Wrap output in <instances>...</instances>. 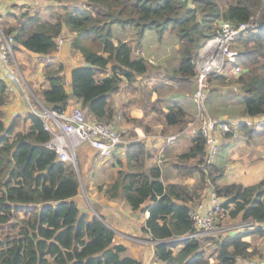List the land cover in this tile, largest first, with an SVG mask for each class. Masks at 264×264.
Here are the masks:
<instances>
[{
  "label": "trees",
  "instance_id": "obj_1",
  "mask_svg": "<svg viewBox=\"0 0 264 264\" xmlns=\"http://www.w3.org/2000/svg\"><path fill=\"white\" fill-rule=\"evenodd\" d=\"M64 9L55 23L38 12H25L19 23L6 28L15 35V45L44 56L49 85L40 96L48 108L65 109L72 97L87 116L110 122L115 112L110 98L121 90L124 79V91H136L134 82L149 71V61L134 52L130 41L115 36L114 24L132 27L139 39L149 29L156 30L159 38L166 32L173 34L178 58L171 78L193 82L196 90V60L207 41L218 34L220 21L239 23L258 14L256 28L241 37L237 46L244 70L228 81L238 87L237 100L245 115H264L263 0H85L67 4ZM67 32L74 34L73 50L81 51L87 62L72 68L70 92L62 74L64 64L54 60L58 38H65ZM110 62V74L100 76ZM213 79L219 84L228 77L212 74L208 81ZM215 92L213 88L207 95V104L210 101L212 107ZM7 101L6 85L0 78V264H144L129 247L114 241L116 232L99 214L95 202L98 215L79 208L75 197L80 192L81 172L47 147L51 134L41 115L30 111L26 119L31 125L26 131H18L15 120L5 121L3 106ZM150 101L154 103L149 108L143 98L137 105L144 115L154 117L130 120L146 134L155 132L157 125H161L162 134H178L165 148L167 165L162 166L164 161L151 162L153 155L144 139H131L124 147L126 169L100 185L99 191L110 200H123L132 210H149L142 231L157 241L158 264H209L210 253L203 248L202 239L215 241L219 264H235L260 254L261 249L246 237L253 232L264 234V158L247 167L253 176L258 173L254 181L227 180L223 162L208 163L205 137L183 134L195 118V104L191 111L180 101L172 103L169 108L174 119H167L164 99ZM238 127L243 130L247 124L241 121ZM246 131L255 137L264 129L251 127ZM169 170L178 181H166ZM196 175L198 179L191 184L183 181ZM208 187L223 198L230 217L253 222L223 238L178 239L196 229L189 211L204 198Z\"/></svg>",
  "mask_w": 264,
  "mask_h": 264
},
{
  "label": "rangeland",
  "instance_id": "obj_2",
  "mask_svg": "<svg viewBox=\"0 0 264 264\" xmlns=\"http://www.w3.org/2000/svg\"><path fill=\"white\" fill-rule=\"evenodd\" d=\"M11 1H14V0H11ZM15 1L16 3L12 5V10L0 11V19H1V22L4 28L13 26L14 23H19L20 20L18 18L25 12H29V13L38 12L39 15L43 19L49 20L52 23H55L57 21L58 15L64 12L65 5L67 4L76 5V4H79V2L85 1V0H30V3H23V4H22V0H15ZM147 33L148 34L146 36L143 35V37L139 39L136 31L132 27L122 28L119 24H114L115 36L130 41L132 46L136 48L134 52L139 56L147 58V60L149 61V64H148L149 72L140 76L141 80L134 82V84L137 87L136 91H138L139 89L141 90L140 93H142V98L145 102L144 104L148 108L151 107L152 104L154 103L150 101V98L155 99L157 97H162L164 101L167 103L166 114H165L167 119H174V116L171 113V109L169 107L173 105L172 103L179 102L177 101V98H176L178 95V92L179 93L185 92L187 94V98H184V99L189 104L191 111H193L194 104H193L192 98L196 91L193 82H190V83L180 82L178 80L171 78L172 77L171 69L176 61L174 57H176L175 51H177V41H176L175 36L173 34L166 32L163 35V37L159 38L157 35V31L156 30L151 31L150 29ZM64 37L66 38V36ZM73 37L74 35L70 36V38H73ZM69 44L71 46V49H73V45L71 43ZM69 44L67 43L66 46H69ZM238 44L239 42L233 45L234 48L237 50H238L237 46H239ZM15 51H16V48H15ZM42 58H44V56ZM44 61H45V58H44ZM57 65L58 64H56L55 66ZM20 66H21V63H20ZM110 66H111V62L105 68L106 71L100 72L99 75L103 76V75L110 74ZM23 73L30 87L34 90L38 99L41 100V96H40L41 92L38 89H35L31 85L33 83L30 82V78L28 77V74L24 71ZM225 74L228 77L225 83L217 84L215 83L216 81L214 79H213L214 81L212 82L208 81V94L210 93L211 95L213 88H215V91H216L215 96H214V101H213V107L210 101H208V111L211 115L215 117H218L220 119L229 120L230 125L232 126V129H234L236 135H233L234 134L233 132L232 134L233 136H231V139H228L226 135H222V138H221L222 151L217 159V162L221 161L226 166L227 178H228L227 180L237 178L245 183L251 182V181H254L256 179V176H259V175L258 173L255 172L256 176H253L252 172H249L247 167L256 163V160L260 158L258 157L260 156L259 152L264 149V132L260 133L259 136H257L255 133L254 134L255 137H252L246 131L248 128H251V126L247 125V127L243 128V130L240 129V127H238V123L240 122L241 119H250V118L247 115H245L243 108L241 107V104L237 100L239 97L238 95L240 93L238 87L236 85L231 84V80H232L231 77L232 75H235V73H233L230 70V68H228L227 73ZM147 78L149 80L147 83H145L143 80ZM230 78L231 80L229 82L228 80ZM126 83H127V80L124 79L123 86L119 92L124 91V86L126 85ZM176 83L179 84L178 85L179 88H175ZM139 85H140V88H139ZM32 102L36 104L39 109H41V106L36 100L33 99ZM110 105H112L115 111L112 116L113 120L110 122L114 124L117 127V129L123 134L126 141L127 139L129 141L131 139L136 140V138L139 137L137 128L135 127L134 121L129 120L131 118H129L126 114L122 113L121 107L123 103L122 102L117 103V99L113 98L111 99ZM4 113H5L4 118L7 119L8 118L7 113L5 111ZM27 114H28L27 112L26 114H19L20 119L23 118V115L25 117ZM144 117L145 119H151L152 117H154V114L150 113L148 115H144ZM127 122L130 124V126L127 125L128 124ZM157 128H159L160 130L161 126ZM19 130L20 131L27 130V127L25 126V124H23V122L19 125ZM143 133L145 132L143 131ZM147 135L148 134L144 136V139L147 141L146 143L147 148L151 151L152 155H154L156 150L160 148L161 141L159 145H156L155 142H152V141L150 142V139L147 137ZM77 152H78V168H79V172H81V176H80L81 185H80V192L78 194V199L82 202V208L87 209V211L89 210L92 214H97L95 213L96 208H95V205L93 204L95 200L91 198L88 193L89 188L87 185L88 180H87L86 174L89 175L91 180L95 177V173L97 172L101 173L104 170L112 171V174H113L115 173L114 170L117 167L115 166V162L117 161V159H120V158L122 159L120 163L124 171L126 169L125 154L122 150L117 155L115 154L114 157L105 160V162L103 163H99L100 166L97 167L96 162L98 158H95L92 156L91 153L93 152V149L89 145L84 144L82 147L78 148ZM152 161H154V156L151 159V162ZM236 162L243 163V166L235 165V167H233V165L236 164ZM166 165H167V162L165 160L162 166H166ZM99 175L100 177H102L103 174H99ZM110 177L111 175H106V176H103L102 179H110ZM102 179L100 181H102ZM197 179H198V176L196 175L195 178L191 180L187 179L183 181L185 183L191 184L194 180H197ZM168 180L169 178L167 177L166 181ZM106 183L107 182H105V184ZM204 194L207 195V197L209 196L208 191L207 192L205 191ZM233 207H231V209H233ZM97 211L99 212V210ZM226 211L227 213L225 212L224 215H219L215 219L213 230L207 234H204L205 237H215V238L222 237L223 238V237H226L227 235H230L231 232L235 231L236 224L242 222V220H240L241 217L232 218L229 215L230 208H227ZM143 216L145 217V215ZM146 219L147 218L145 217V220ZM104 221L106 222V220ZM247 223H250V222L247 221ZM145 224H146V221H145ZM119 234H123V233H119ZM246 238H248L254 245L260 248L262 251L260 254L253 255L250 258H259L264 261V234L253 232L250 235H248ZM132 242L139 243V241H132ZM202 242H203V248L206 249V252L210 253V256H209L210 263L209 264H219L217 253L214 250L216 246L215 241L204 242V240L202 239ZM136 251H139V250H136ZM143 251L144 249L141 247L140 252L138 253L136 252L139 258H144L143 256L144 253H142ZM149 263L158 264L155 253L152 257L149 258Z\"/></svg>",
  "mask_w": 264,
  "mask_h": 264
},
{
  "label": "built area",
  "instance_id": "obj_3",
  "mask_svg": "<svg viewBox=\"0 0 264 264\" xmlns=\"http://www.w3.org/2000/svg\"><path fill=\"white\" fill-rule=\"evenodd\" d=\"M4 2L5 0H0V9ZM257 23L258 14L247 21L239 23H233L229 20L220 21L218 34L207 41L196 60L197 72L194 75V79L197 82V88L192 98L196 113L195 118L183 130V134L188 133L192 136L201 134L205 137L208 163L216 162L221 154L222 135L228 136L227 133L229 132L235 133L229 120L215 117L208 111V78L212 74L226 75L228 68L235 75L243 72L244 68L239 64L238 59L239 51L233 45L239 42V39L247 32L255 29ZM15 41V35L8 32L6 27H3L0 19V60L3 64V68H0V78L5 82L7 93L21 90L27 98L30 110L41 115L45 129L51 134L50 140L46 143L47 147L53 150L60 160L70 162L76 168H78L77 150L84 144L89 145L93 149L98 160H107L114 157L118 151H122L129 140L127 139L126 141L123 134L111 122L87 116L81 106L69 108L68 102L70 99L65 109H50L38 99L20 66L15 51ZM64 43V38L60 36L57 43V52ZM48 59L50 58L48 57ZM33 99L39 103L41 109L32 102ZM249 118L245 119L247 125L254 126L258 130L264 127V115ZM177 136L178 134H162L161 132L154 135V139L161 141L160 148L153 155L155 162L161 164L164 161L165 148L172 145ZM99 163L103 162L99 160ZM207 191L211 197L210 203L205 205L203 198L197 205H192L189 211L191 218L195 222L196 229L178 239L189 237L206 238L204 234L213 230L215 219L219 215L227 213L222 205L223 198L218 196L213 188L208 187ZM144 215L148 218L150 216L149 210H146ZM240 220L242 222L236 224L235 231L231 232V234L242 231L253 222V220H247L250 222L247 223L242 218ZM120 235L131 241H140V239L131 234ZM147 238L151 239L150 237ZM153 242L154 245L157 243L154 240ZM235 264H264V261L259 258L249 257L239 259Z\"/></svg>",
  "mask_w": 264,
  "mask_h": 264
},
{
  "label": "crops",
  "instance_id": "obj_4",
  "mask_svg": "<svg viewBox=\"0 0 264 264\" xmlns=\"http://www.w3.org/2000/svg\"><path fill=\"white\" fill-rule=\"evenodd\" d=\"M15 3H16L15 0L14 1L6 0L0 10L10 11L12 10V5ZM23 3H30V0H22V4ZM13 25H16V23H14ZM148 31L149 30L146 31L144 36L148 34L147 33ZM71 35H74V34H69L68 32L66 33V38H64L65 43L62 45L61 49L58 50V52L54 54V60L56 61V63L62 62L64 64V70L62 74L65 76V83H66V88L68 92H70L71 90L72 68L78 65L86 64V61H85V58L83 57L82 52L79 50L74 51L73 49H71V46L69 44L71 43V40H72V38H70ZM67 43L69 44V46H66ZM15 48H16V53L21 63L23 71L28 74V77L30 78V82L33 83L31 85L35 89H38L41 92L43 88L49 85V81L46 77V70H47L45 66L46 62L42 60L43 56L30 51L29 49L25 48L24 46L20 44H17ZM175 54H176V57L174 58L176 59L178 58V52L175 51ZM0 68H3V64L1 60H0ZM141 75H144V74H141ZM139 79L141 80L140 76H139ZM148 80L149 79L147 78V79H144L143 81L147 83ZM178 85L179 84L176 83L175 88H179ZM139 88H140V85H139ZM140 91L141 90L139 89L135 93H127L125 91L117 92L110 98V104H111V99L115 98L117 99V103L119 102L123 103L121 107L123 114H126L131 119H136V118L145 119L144 111L142 107L140 105H137L142 98V93H140ZM176 98H177V101L184 103L183 105L189 106V104L184 99V98H187V94L185 92L178 93ZM68 104H69V108H72L73 106H80V104L77 103L75 99L72 97L70 98ZM3 109L7 113V116H8V118L5 119V121L9 123L15 120L17 122L16 129L18 131H20L19 125L22 122L23 124H25L27 129L31 125V121L26 119V116L24 117V115H23L24 119H19V120L14 119L19 114H26V112L29 113L31 111L27 98L25 94L22 93L21 90L15 91L13 93H8V101L6 105L3 106ZM241 121L245 122V119H241L240 122ZM127 125L130 126L129 123ZM159 126L161 125H157L154 128L155 132L147 135V137L150 139V142L151 141L155 142L156 145L160 144V141L154 139V135L159 132V128H157ZM136 128H137L139 137L144 139V136L146 134L143 133V130L140 127H136ZM262 129H264V127ZM233 135H236V133H234ZM231 136L229 135L226 137L228 139H231ZM119 152L120 151H118L116 155ZM91 154L93 157L97 158L94 151ZM259 154L260 156L258 157L264 158V149L261 150ZM99 160L102 162H105V160H101V159ZM99 160H97L96 162L97 167L100 166ZM121 160L122 159L120 158V159H117V161L115 162V166L117 167L114 170L115 172L113 173L114 175L112 174V171L104 170L101 173H98V172L95 173V177L91 180L89 175L86 174L88 185H89L88 193L90 197L95 200V203L99 209V214L105 218L106 223L116 232L114 241L116 243L125 244L127 247L130 248L131 253L136 258L143 260L144 264H149V258L152 257L155 252V245H154L153 240L147 238L149 236L146 233H143L142 231V227L145 225V221H146L145 217L143 216L145 211H143L142 209L132 210L130 206H128L126 202H124L123 200H119V199L110 200L104 196L103 191L102 192L99 191L100 185L102 184L106 185L105 182H109L111 178H112L111 180L117 178L118 175L123 172V167L120 163ZM99 174H103L102 177H100ZM106 175H111L110 179H102L103 176H106ZM168 178H169L168 181H178L179 180L177 176L173 175V172L171 170L168 171ZM101 179L102 181H100ZM188 180H191V179H188ZM75 198L78 202L79 208L83 211L85 208H82V202L78 199V195ZM210 200H211V197L210 196L207 197V195L203 199L205 205H208L210 203ZM119 233L134 235L135 237L140 239L139 241L140 244L137 242H132L131 240L120 235ZM141 247L144 249V251L142 252L144 253L143 255L144 258H139L137 256V253L140 252ZM136 250H139V251H136Z\"/></svg>",
  "mask_w": 264,
  "mask_h": 264
},
{
  "label": "clouds",
  "instance_id": "obj_5",
  "mask_svg": "<svg viewBox=\"0 0 264 264\" xmlns=\"http://www.w3.org/2000/svg\"><path fill=\"white\" fill-rule=\"evenodd\" d=\"M6 1V0H5ZM5 3V2H4ZM83 109V108H82ZM123 150H124V148H123ZM75 167V166H74ZM76 168V167H75ZM77 169V171L79 172V168H76ZM95 211V210H94Z\"/></svg>",
  "mask_w": 264,
  "mask_h": 264
},
{
  "label": "bare ground",
  "instance_id": "obj_6",
  "mask_svg": "<svg viewBox=\"0 0 264 264\" xmlns=\"http://www.w3.org/2000/svg\"><path fill=\"white\" fill-rule=\"evenodd\" d=\"M222 205H224V204H222ZM254 225V224H253Z\"/></svg>",
  "mask_w": 264,
  "mask_h": 264
},
{
  "label": "water",
  "instance_id": "obj_7",
  "mask_svg": "<svg viewBox=\"0 0 264 264\" xmlns=\"http://www.w3.org/2000/svg\"><path fill=\"white\" fill-rule=\"evenodd\" d=\"M41 111V110H40Z\"/></svg>",
  "mask_w": 264,
  "mask_h": 264
}]
</instances>
